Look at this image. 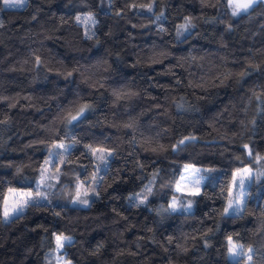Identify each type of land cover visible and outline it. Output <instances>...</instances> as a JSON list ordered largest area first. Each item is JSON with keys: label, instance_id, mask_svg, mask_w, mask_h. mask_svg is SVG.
<instances>
[{"label": "trees", "instance_id": "16d2710c", "mask_svg": "<svg viewBox=\"0 0 264 264\" xmlns=\"http://www.w3.org/2000/svg\"><path fill=\"white\" fill-rule=\"evenodd\" d=\"M124 2L116 0L115 8L122 9ZM227 2L219 0L220 5ZM159 4L157 0L156 11ZM41 7L35 19L16 8L0 14L5 21L0 28V96L8 97L0 99V119L10 120L9 125H0V137L7 141L0 146V192L6 193L8 187L47 192L50 183L52 203L35 200L41 210L29 209L10 224L0 226V264H45L49 250L51 264H57L55 236L73 232L74 243L64 247L72 264H100L93 252L102 242L105 248L100 255L108 264H167L169 256L178 264H222V248L217 241L211 240L213 246L205 249L201 236L211 228L228 238H233L230 234L234 232L246 238L258 226V214L264 211L262 178L245 190L251 215L242 219L233 213L219 219L213 212L227 203L225 189L237 169L264 171L261 161L253 163L248 155L251 150L253 156H264V112L252 126L248 120L254 112L246 115L243 111L249 100L252 109L257 105L264 108L252 99L253 92L264 94V18L249 21L243 13L230 18L229 9L219 5L205 7L201 0H167L166 18L161 21L166 28L171 30L183 16L198 18L191 35L186 34L187 39L178 42L173 39L174 32L162 34L154 24L134 27L140 23L136 10L128 15L131 23L113 18L111 11L106 15L99 10V26L91 25L85 17L75 28L70 18L87 8L74 7L67 0H52ZM92 7H100L97 0H93ZM140 15L147 18L150 14ZM62 16L68 23L61 21ZM92 27L100 37L97 45L88 38ZM37 49L39 54L31 56ZM153 52L164 53L162 62L144 64L142 58ZM105 60L110 64L107 71ZM77 68L80 71H75ZM101 75L104 83L98 86L96 79ZM124 89L138 95L117 100L112 92ZM169 94L186 95L194 107L178 112L166 99ZM85 105L93 107L81 120L78 109ZM73 115L78 119L69 123ZM125 123L134 127H121ZM162 130L159 142L164 145H174L189 135L197 139L186 141L178 152L145 150L142 145L157 147L154 138ZM120 141L125 143L117 151ZM59 143L67 148L66 152L55 150L62 154L64 163L49 156L54 151L52 145ZM88 145L111 153L108 162L98 160V153L92 154ZM50 159L60 171L53 179L55 170L52 164L47 165L49 179L38 188L41 169ZM137 160L146 165V171L134 169ZM21 165L25 166L23 183L15 176ZM97 165L100 183L104 178L111 182L100 198L89 193V176L95 175ZM188 165L202 169V190L200 195L192 196L196 201L194 212H172L167 206L177 194L176 184ZM156 169L162 176L174 178V184L136 208L142 198L138 194ZM141 175L144 179H139ZM65 186L72 190L71 201H75L77 188L82 186L81 191H88L86 198L93 206H72L61 196L60 189ZM96 186L99 189L100 185ZM133 193L137 195L127 199ZM162 204L167 210L160 207ZM148 228L153 231L148 232ZM153 235L159 243L147 239ZM118 236L122 238L117 240ZM137 237L145 238L141 249L136 247ZM186 239L190 250L178 255V246ZM116 243L135 257H117ZM81 245L86 251H81ZM231 261L236 264L237 259Z\"/></svg>", "mask_w": 264, "mask_h": 264}, {"label": "clouds", "instance_id": "9594fccd", "mask_svg": "<svg viewBox=\"0 0 264 264\" xmlns=\"http://www.w3.org/2000/svg\"><path fill=\"white\" fill-rule=\"evenodd\" d=\"M52 0H38L37 3H34L33 0H0V14L4 13L7 9L10 8H16L19 9L20 12L24 14H30L31 19H35L37 16L40 15L42 11V5L51 3ZM68 4H73L74 7L76 6H83L87 8L86 12H78L76 15H73L70 20L71 24L75 28H79L80 25L78 22L82 21L85 17H87L88 21L91 25L99 26V20L97 19V14L99 10H103L104 13L107 15L109 11H111V14L113 15V18L119 17L120 19H126L129 23H131V20L128 19L129 13H131L133 10H136L138 17L140 19V23L134 25V27H146L150 24L156 25L157 29L162 34H168L170 31L174 32L173 39L178 42H183L185 39H187V35H191V30L197 27V20L198 18L192 17V16H183L181 19V22L178 24H175L174 27L170 30L169 28H166L161 21L164 20L165 17V10L167 7V0H160L159 4V10L156 11L157 6V0H125L123 8H115L116 0H97L98 5L100 6L97 9H94L92 7L93 0H67ZM201 4L205 7H215L219 5L222 8H228L229 9V16L230 18H237L240 17L241 14H245L248 16L249 21H254L257 18H264V0H250L249 8L246 11L233 14L232 8L228 6V2L220 5L219 0H201ZM14 5V6H12ZM107 5V8H104L103 6ZM67 7V5H65ZM123 12V15L121 13ZM148 13L150 14L147 18H145L143 15H140L141 13ZM77 17H80V20H77ZM61 21L64 23H68L67 20L64 19L62 16ZM208 21H205L207 23ZM5 25V21L3 18H0V28H3ZM187 34V35H186ZM38 35V34H37ZM91 37V38H89ZM47 35L45 34V39H47ZM88 38L92 40L93 45H97L100 42V37L96 33L95 27L90 28L88 33ZM39 49L33 51L31 53V56H36L39 54ZM164 55V53H160L157 55L155 52H153L152 55H149L147 57L142 58V62L144 64H152V63H160L162 62L161 57ZM195 59V58H193ZM141 61H138L140 63ZM24 63H28V61H24ZM41 64H44L45 61L41 60ZM33 67L32 71L36 72V64L35 61H32ZM110 68V64L107 60L104 61V70L107 71ZM75 71H80L79 68L75 69ZM70 75V73H68ZM231 75V73L229 74ZM239 75L243 76L244 73H239ZM82 79L84 77L82 76ZM104 77L103 75L99 76L96 79V84L98 86H102L104 83ZM35 81V77H34ZM167 87V86H165ZM112 94L116 96L117 100L120 99H128L133 96L138 95L137 92H133L129 89H124L122 91H113ZM0 99H8V97L0 96ZM166 99L169 100L170 105L174 107L178 112L179 111H190L194 105L189 100V98L186 95H171L169 94L166 96ZM252 99H255L260 102V104H264V94L253 92ZM92 105H87L86 108H84V111L80 113L81 120L87 118L86 110L92 109ZM81 109V108H80ZM80 109H78V112H80ZM245 114L247 115L250 111L254 112L253 115H251L250 119L248 120V123L252 126H255L256 124V118L260 115L261 112H264V108H261L260 105H257L255 109L251 108V100L248 102V106L243 109ZM59 122V121H57ZM10 124V120L5 117L4 119H0V125L7 126ZM121 127L123 128H132L134 125L132 123H125ZM163 131L157 135L156 138H154V143L157 145V147H149L142 145V147H145V150H150L153 152H156L158 154H163L165 151L171 149L173 152L181 151V146L185 145L186 141H195L197 137L195 135H189L187 137H181L179 140L176 141V143L164 145L159 142V135L163 134ZM135 139V138H134ZM184 141V143H181ZM78 141L73 140V143H77ZM7 141L3 139V137H0V146H3V144H6ZM125 143L124 141H120L117 144V151L121 150L122 144ZM67 149V148H66ZM134 153V149H133ZM130 153V154H133ZM62 160H64V157H61ZM260 167L264 169V159L260 160ZM102 163H107V155L106 158L101 161ZM24 167L23 165L18 166L16 168L15 176L19 177L21 182H25L24 180ZM134 169H139L142 172L146 171V165L142 164L137 160L134 165ZM209 171H212L209 169ZM66 176H71V173H65ZM139 179H144V176L141 175ZM160 181L159 183H156L157 181ZM30 183H33L35 181H28ZM174 178H166L161 175L160 170L156 169L152 173L149 174L148 183L145 185L143 191L139 193L138 202L135 204L136 208H140L141 206H144L148 202V198L152 196H157L159 194H164L165 189H170L172 185L174 184ZM89 183L91 184V187L89 188V193L92 197L100 198L101 195L105 192H107V188L111 187V182L107 180V178H104V183H100V174H99V165H97V171L95 175L89 176ZM97 184H99V189L97 188ZM48 191H36L34 193V200H40V197L44 196L46 197V201L50 205L52 203V187H48ZM149 189H151L149 191ZM71 189L68 186H65L60 189V193L62 198L69 199L70 204L72 206H82L84 209H88L92 207V202L89 198L87 204H82L79 202H74L70 200L71 197ZM64 194H67L66 196ZM134 195H137L135 193L130 194L127 199L131 200ZM207 195V193H206ZM112 199H119L117 196L111 197ZM175 197L172 198V201ZM176 199V198H175ZM143 201V202H141ZM177 201V209L173 212L179 211L181 209H188L189 212H194L196 201L194 199H187V202H184L183 200ZM162 209H166L165 205H160ZM227 205H223L222 207L218 209H213V212L215 213L216 217L219 219H227L232 216L231 210L229 209L227 212L225 211ZM241 208L243 209L241 213H239L240 217L246 218L247 216L251 215L252 213L249 211V209L246 206L245 200L243 199L241 203ZM29 209H35L37 211L41 210L40 205H36L32 202H30L27 206H25L20 212L18 216H22L25 212H27ZM153 211H156V209H153ZM58 215V213H54ZM16 217V216H15ZM14 217L10 219H5L3 216H0V226L8 225L13 221ZM115 223V221L113 222ZM258 226L250 230L248 236L246 238L242 237L240 232H234L230 235L233 237V241L240 245V251L244 253L242 257H240L238 264H264V211L258 214V220H257ZM219 225L217 223V229ZM148 232H152L153 229L148 228ZM210 234V235H209ZM115 235V234H114ZM66 237L71 238V243H67V245H71L74 243V237L75 233L73 232L70 235H66ZM122 237L118 236L117 240L121 239ZM145 238L144 237H137L136 240V247L137 249L142 248V243ZM147 239L152 240V242L159 243L155 236H150ZM201 239L205 241L204 248L208 249L211 248L213 245L210 242L211 240H216L217 245L222 248V251L220 252V257L222 259V264H232V261L230 259V252H229V244H228V236L227 235H221L218 231H214L213 229L209 228L207 230V234L202 235ZM169 244L172 243L171 239L168 241ZM116 256H132L135 257V253H132L131 251L127 249H121L119 246V243H116ZM81 251H86L83 249V246H80ZM105 248V244L102 242L100 243L99 247L96 248L93 252L94 255L98 256V259H100V264H108V262L101 257V251ZM190 250V246L188 244L187 239L181 243L178 246V255L179 254H187V252ZM51 250H49L50 252ZM49 252L45 253L44 256V262L45 264H51V261L49 260ZM61 259H64V264H67V260L64 257H61ZM121 264L123 262L121 261ZM140 264H143V262H140ZM167 264H178L177 261H173L171 259V256H169V260Z\"/></svg>", "mask_w": 264, "mask_h": 264}, {"label": "snow or ice", "instance_id": "6c2138e0", "mask_svg": "<svg viewBox=\"0 0 264 264\" xmlns=\"http://www.w3.org/2000/svg\"><path fill=\"white\" fill-rule=\"evenodd\" d=\"M250 0H228V6L232 8L233 14H237L243 11H246L249 8ZM14 6V5H12ZM77 20H80V17H77ZM91 38V37H89ZM87 105L83 106L80 109V113L84 111V108H86ZM78 119L77 115H73L69 119V123L72 121H75ZM181 143H184L182 141ZM89 148V151L92 154H97L96 158L98 160L103 161L106 158V155H111V153L107 152L104 148H95L91 145L87 146ZM245 148H248L247 145H244ZM52 148L54 151L49 153L50 158H53L57 163H64V161L60 158L62 154L57 153L56 149H64L65 152L67 151L66 146L63 143L54 144L52 145ZM248 155L252 157L253 163H258L260 160L264 159V156L256 155L253 156L251 150L248 151ZM53 159L45 160V168L41 169L40 172V180L38 182L37 187L39 188L41 184H44L46 180L49 179V177L46 175L48 172L47 165L52 164L53 169L55 170L53 173V176L51 178H56L55 173H58L60 171L59 167L56 166V163L53 162ZM196 173L201 172L200 169H195ZM264 178V171L260 169H253L252 167L248 168H241L237 169L231 184L229 187L225 189L226 195V209L227 212L229 209L231 210V213L239 214L242 212L241 203L244 199V189L246 187V181L247 183H252L254 181H258ZM181 179H184L181 177ZM197 184V187H194L189 190V195L192 196H198L200 195L199 190V181L195 182ZM48 187H52V184H47ZM82 186H78L76 191V198L74 202H79L82 204H87L88 199L86 198L88 196V191L85 189L83 192L81 191ZM151 189H149L150 191ZM176 190L178 192L184 191V188L181 186V184H176ZM222 195L225 193L222 192ZM85 197V198H82ZM40 200H46V197L42 196L40 197ZM34 193L31 191H22L19 189H16L14 187H8L6 193L0 192V202L3 204V217L7 220L12 217L18 216L20 212H22L23 208L27 206L30 202L34 203ZM143 202V201H141ZM170 208L172 211H175L177 209V201L174 198L172 201V204L170 205ZM188 210V209H184ZM55 241L58 249H62L65 246V243H71V238L64 236L63 234L56 235ZM228 244H229V252H230V259L233 258H240L244 255L242 251H240L241 246L236 244L231 237L228 238ZM239 259H237L236 264H238Z\"/></svg>", "mask_w": 264, "mask_h": 264}, {"label": "rangeland", "instance_id": "374dc122", "mask_svg": "<svg viewBox=\"0 0 264 264\" xmlns=\"http://www.w3.org/2000/svg\"><path fill=\"white\" fill-rule=\"evenodd\" d=\"M107 156H109V155H107ZM195 169H200L201 172L196 173ZM181 177H183L184 179H181ZM196 181H199L198 187H199V190L201 192L202 187H203V183H204V175L202 174V169L199 168V167H196V166L188 165L184 169V171L182 172V174H181V176L179 178V182H178L184 188V191H182V192H178L177 191V194L175 196H173V197H175L178 201L183 200L184 202H187V199H192V195H189L188 193H189L190 189H192L194 187H197V184L195 183ZM250 184L247 183V181H246V187L244 189V193H245L244 200H245V197H246L245 190ZM19 190L29 191V190H24V189H19ZM172 198L170 199L169 204L167 206L170 211H172L171 208H170V205L172 204ZM181 211L189 212V211L183 210V209L179 210V212H181ZM64 247L62 249H58L56 247L57 248V258H58V263L57 264H64V259H61V257H64L67 260V264H72L71 261L67 258L66 254L64 252ZM236 259H239V258H233L232 260H236Z\"/></svg>", "mask_w": 264, "mask_h": 264}]
</instances>
